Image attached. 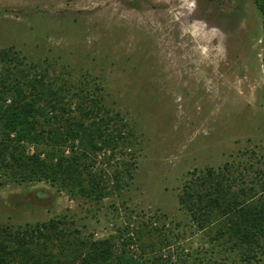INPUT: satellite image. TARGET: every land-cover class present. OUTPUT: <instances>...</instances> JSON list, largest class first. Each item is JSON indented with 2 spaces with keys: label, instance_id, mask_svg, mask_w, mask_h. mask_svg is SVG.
Instances as JSON below:
<instances>
[{
  "label": "rangeland",
  "instance_id": "374dc122",
  "mask_svg": "<svg viewBox=\"0 0 264 264\" xmlns=\"http://www.w3.org/2000/svg\"><path fill=\"white\" fill-rule=\"evenodd\" d=\"M2 50L16 59L0 62V75L14 65L49 74L78 119L90 94L128 142L91 155L108 191L100 201L0 173V226L61 219L72 239H110L115 255L126 251L140 264H264L263 239L252 258L238 235L218 240L217 224L199 228L180 203L184 185L208 169L264 200L258 0H0ZM54 128L45 125L47 134ZM50 142L21 149L45 159L51 149L81 154L78 142Z\"/></svg>",
  "mask_w": 264,
  "mask_h": 264
},
{
  "label": "trees",
  "instance_id": "16d2710c",
  "mask_svg": "<svg viewBox=\"0 0 264 264\" xmlns=\"http://www.w3.org/2000/svg\"><path fill=\"white\" fill-rule=\"evenodd\" d=\"M258 2L264 19V0ZM11 54L0 51V62L9 65L16 59ZM48 77L47 73L31 74L15 65L0 75V173L10 172L22 181L58 183L73 197L77 191L81 197L100 201L108 191L102 176L91 170V155L128 142V137L114 118L101 117L104 106L90 94L78 106L79 119L70 117L66 87L47 82ZM45 125L55 128L47 134ZM47 139L52 148L78 142L81 154L67 157L51 149L45 159L39 153L28 156L21 149L25 141L42 144ZM234 183L222 169H208L184 185L180 203L199 228L217 224L218 240L238 235V246L254 258L255 248L260 249L261 239L264 241V200L254 203L256 193L235 191ZM72 235L75 233L67 232L61 219L21 230L0 226V264H140L126 251L115 255L110 239L87 244L72 239Z\"/></svg>",
  "mask_w": 264,
  "mask_h": 264
}]
</instances>
